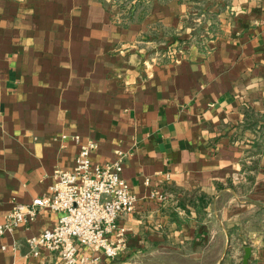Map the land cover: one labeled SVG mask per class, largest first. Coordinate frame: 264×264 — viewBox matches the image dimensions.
<instances>
[{
	"label": "crops",
	"instance_id": "0c3cea01",
	"mask_svg": "<svg viewBox=\"0 0 264 264\" xmlns=\"http://www.w3.org/2000/svg\"><path fill=\"white\" fill-rule=\"evenodd\" d=\"M61 134L123 153L137 198L119 255L79 257L264 264V0H0V215L73 167ZM59 214L3 233L0 264H62L26 244Z\"/></svg>",
	"mask_w": 264,
	"mask_h": 264
},
{
	"label": "built area",
	"instance_id": "2783aa9c",
	"mask_svg": "<svg viewBox=\"0 0 264 264\" xmlns=\"http://www.w3.org/2000/svg\"><path fill=\"white\" fill-rule=\"evenodd\" d=\"M68 137L78 145L73 167L53 171L49 195L35 197L28 204L15 202L8 213L0 215V236L29 224L40 209L48 208L59 212V217L26 239L28 254L37 256L46 249L56 253L62 264H95L98 257L87 260L78 256V246L82 245L116 258L126 241L125 229L117 224V218L132 212L137 199L121 175L124 154L117 152L113 160L94 163L91 154L97 143L76 134L59 136L61 140Z\"/></svg>",
	"mask_w": 264,
	"mask_h": 264
},
{
	"label": "trees",
	"instance_id": "16d2710c",
	"mask_svg": "<svg viewBox=\"0 0 264 264\" xmlns=\"http://www.w3.org/2000/svg\"><path fill=\"white\" fill-rule=\"evenodd\" d=\"M199 199H200V201H202V200H203V196H200V198H199Z\"/></svg>",
	"mask_w": 264,
	"mask_h": 264
}]
</instances>
